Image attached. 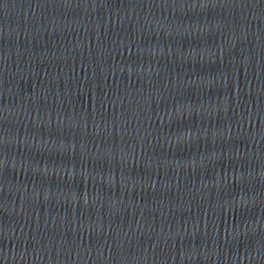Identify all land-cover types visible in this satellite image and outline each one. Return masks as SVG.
<instances>
[{
    "label": "water",
    "instance_id": "1",
    "mask_svg": "<svg viewBox=\"0 0 264 264\" xmlns=\"http://www.w3.org/2000/svg\"><path fill=\"white\" fill-rule=\"evenodd\" d=\"M0 264H264V0H0Z\"/></svg>",
    "mask_w": 264,
    "mask_h": 264
}]
</instances>
